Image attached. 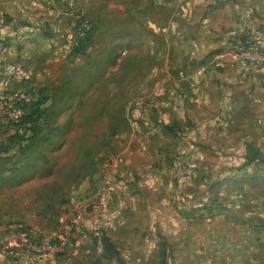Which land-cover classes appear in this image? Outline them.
Wrapping results in <instances>:
<instances>
[{
    "label": "crops",
    "instance_id": "1",
    "mask_svg": "<svg viewBox=\"0 0 264 264\" xmlns=\"http://www.w3.org/2000/svg\"><path fill=\"white\" fill-rule=\"evenodd\" d=\"M195 5L182 51L169 48L141 83L151 108L136 128L125 120L123 143L77 188L88 209L73 244L98 250V264H264V67L233 55L253 36L264 42V0ZM5 25L0 16V39L13 42ZM10 78L2 89L19 94L25 78ZM180 152L195 168L183 184L167 163ZM16 174L13 187L27 185V168Z\"/></svg>",
    "mask_w": 264,
    "mask_h": 264
},
{
    "label": "rangeland",
    "instance_id": "2",
    "mask_svg": "<svg viewBox=\"0 0 264 264\" xmlns=\"http://www.w3.org/2000/svg\"><path fill=\"white\" fill-rule=\"evenodd\" d=\"M190 1L0 0L4 32L16 36L0 39V111L13 105L2 89L10 77L25 78L19 95L27 103L45 100L38 135L24 149L8 148L12 127L3 138L0 130V264H98V250L73 244L78 214L88 209L77 188L123 143L125 120L136 128L151 108L150 86L141 83L168 63L169 48L182 51L185 30H196L184 21L198 7ZM182 156L167 157L174 183ZM22 168L27 185L13 187ZM59 240L61 252L45 250Z\"/></svg>",
    "mask_w": 264,
    "mask_h": 264
},
{
    "label": "trees",
    "instance_id": "3",
    "mask_svg": "<svg viewBox=\"0 0 264 264\" xmlns=\"http://www.w3.org/2000/svg\"><path fill=\"white\" fill-rule=\"evenodd\" d=\"M3 94L4 97H7L5 101H11L13 105H11L12 107L9 108V114L7 115L8 118H5L0 122V130L2 126H6L7 129L12 127L13 133L10 136L8 135L9 133L6 134L7 129H5L3 133L4 137L6 135L10 137V144L8 148L14 145L12 148L16 146L19 147L18 149L22 150L24 149L23 145L26 141L27 143L32 142L34 137L38 135V133L35 131V125L39 123L45 115V110L42 108L45 100H32L30 103H27V99L24 98L26 94H23L24 97H21L19 94L10 91L4 92ZM5 105L8 106V104ZM12 113L17 115L15 117H11L10 114ZM27 125H29V128H27ZM27 129L32 132V136L27 137Z\"/></svg>",
    "mask_w": 264,
    "mask_h": 264
},
{
    "label": "built area",
    "instance_id": "4",
    "mask_svg": "<svg viewBox=\"0 0 264 264\" xmlns=\"http://www.w3.org/2000/svg\"><path fill=\"white\" fill-rule=\"evenodd\" d=\"M234 58L238 62L250 66L264 67V42L257 36L251 37L248 43L235 48ZM195 176V168L182 156L174 168V181L183 184L192 180ZM58 240V239H57ZM45 250L50 254L61 252L65 248V241L59 240L55 245L47 244ZM27 246V244H26Z\"/></svg>",
    "mask_w": 264,
    "mask_h": 264
}]
</instances>
